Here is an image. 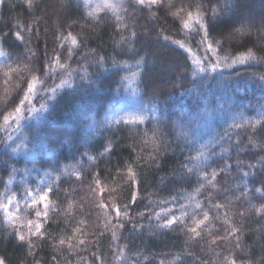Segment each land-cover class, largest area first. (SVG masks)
<instances>
[{
    "label": "snow or ice",
    "instance_id": "6c2138e0",
    "mask_svg": "<svg viewBox=\"0 0 264 264\" xmlns=\"http://www.w3.org/2000/svg\"><path fill=\"white\" fill-rule=\"evenodd\" d=\"M5 2L0 0V7ZM23 3L30 13L40 7V0H23ZM244 7L245 0H103L96 4L93 0H83V11L73 15V9H79L80 4L61 0L63 12L53 33L54 41L58 43L51 56L47 43L42 54L31 46L40 39L43 16H34L30 22L16 19L7 30H0V58H4L0 60V77L4 90L7 92L11 84L20 89L12 106L0 111V129L4 132L0 144L6 151L9 148L12 153L20 151L15 136L23 134L22 121L28 118L26 113L48 112L49 103L55 101L57 93L66 86L77 96H86L90 91L103 93L105 88L101 77L110 70H114V75L125 72L120 77L119 86L135 85L151 105L142 114L112 121L136 125L134 136L144 147L151 146V150L137 155L135 162L127 163L123 170L117 169L111 184L105 185L99 171L88 174L93 177L90 182H86L79 171L74 178L71 173L64 180L60 175L54 177L58 185H76L85 190L86 195L81 196L84 202L79 204V217L73 214L72 196L78 194L76 187L65 190L67 207L62 208L51 201L58 185L54 190L52 184L41 179L33 189L27 183L26 178L31 172L38 171L35 161L31 169L12 167L3 185L4 192L0 194V241H14L21 249L26 245L31 264H42L43 258L36 259V256L38 245L43 244H49L54 253L43 264H62L58 256L63 257V264H70L64 257L65 252L75 257L76 264H108L100 243L107 237L113 258L111 264H145L147 255L139 247L130 246L131 237L137 233L143 237L145 232L149 236H158L166 230L168 233H183V248L172 261L160 260L159 264L182 262L185 255L193 257L192 264H208V260L199 259L190 250L193 243L202 245L201 251L210 256L212 264H252L251 259L240 257H246L251 250L247 239L255 237L253 243H259L264 249V73L246 74L241 67H264V47L254 50L245 46L244 50L233 51L227 45L234 39L243 40L250 36L253 29L264 40V10L258 15L250 11L248 15L241 13L238 20L230 21L229 18ZM105 10L110 12V17L99 15ZM105 18L110 19L114 34L119 36L116 45L127 44V51L136 57L134 64L117 61L114 56L87 48L90 35L84 25L75 32L74 25L81 19H88L87 27L96 31ZM169 18L173 24H178L175 35L169 31ZM221 24H226L225 28L221 29ZM141 37L167 41L183 49L188 53L184 65L162 61L160 81L149 85L146 77L156 61H150L147 54L139 55L136 43ZM9 41L24 48L23 55L15 60L4 50ZM82 47L87 51H81ZM76 56L79 59L73 68V57ZM91 65H95V73L89 71ZM213 81L219 82L217 87L223 85L226 89V94L215 104L208 95L211 91L209 84ZM254 88H259L262 95L257 101L259 119L253 120L245 115L244 110H238V102L247 98ZM178 89L182 91L177 95ZM38 95L39 109L34 103ZM186 98L197 104L195 112L181 111V106L191 107ZM176 99H179V105L171 103ZM257 105L249 103L245 107L255 109ZM169 109H175V119ZM213 115L225 117L227 127L224 132L206 142L197 140L201 118ZM146 121L152 124V128L140 131L139 125ZM40 130H33L37 136L31 137L32 140L47 139V136H40ZM43 130L53 131V128ZM196 145V155L189 151L174 166L168 169L162 166L168 153H184ZM113 147L109 140L99 155L110 154ZM144 147L140 148L141 153H144ZM241 156L246 158L241 159ZM88 159L95 161L96 157L89 156ZM52 167L54 170L57 166ZM153 169L157 174L165 172L159 176V182L169 191L168 198H160L151 192L147 197L142 196L144 177ZM17 175L24 184L22 196L9 187ZM44 175L50 176L51 173L45 172ZM193 177L197 187L188 193L185 185L191 187ZM177 186V194L171 195ZM122 192L128 195L122 196ZM201 196L203 199H198ZM21 200L25 209L32 210L34 217L21 215ZM180 200L188 203H180ZM69 216L76 219L75 225L71 224ZM54 217H63V220ZM92 217L95 219L90 225ZM254 217L259 218L257 226L250 228L248 224ZM48 221L63 222L67 227L60 229L57 236L45 227ZM217 224L220 225L218 228ZM222 250L227 254H222ZM82 252L88 255H81ZM129 253H134V257ZM0 264H7L5 257L0 256Z\"/></svg>",
    "mask_w": 264,
    "mask_h": 264
},
{
    "label": "trees",
    "instance_id": "16d2710c",
    "mask_svg": "<svg viewBox=\"0 0 264 264\" xmlns=\"http://www.w3.org/2000/svg\"><path fill=\"white\" fill-rule=\"evenodd\" d=\"M73 4H80L79 9H73V15H78L83 11V0H73ZM261 10H264V0H245V7L239 9L238 12L229 19L234 22L240 18L241 13L248 15L250 11L252 14L258 15ZM62 12L61 0H40V7L37 8L34 13H30V10H28L27 6L23 3V0H6L5 4L0 7V30H7L8 26L16 19L30 22L34 16H43L44 19L40 24V39L39 41H34L31 46L37 49L38 53L42 54L45 51V43H47L48 55L51 56L53 47L58 43V41H54L53 33L56 31ZM99 15L101 17H110L111 14L109 11H102ZM140 22L143 23V19H141ZM88 23V19H81L79 24L74 25L75 32H79L80 26L84 25L86 31L89 33L90 38L86 42L87 48H95L105 56H114L117 61L135 62L136 57L133 53L127 51V44L120 46L116 45L119 36L114 34L110 19H103L101 27L96 31L89 29L87 27ZM169 25V31L175 35L178 24H173L169 18ZM225 26L226 24H221L220 28L223 29ZM92 27L95 28V25L93 24ZM45 30L47 31L45 32ZM176 38L181 37L176 36ZM227 46L231 47L233 51L237 49L244 50L245 46L256 50L260 47H264V40H262L257 31L253 29L250 36L243 40L234 39L231 44ZM136 47L140 49L139 55L147 54L150 61H156L155 67L149 73L148 77H146L149 85L160 81L161 74L159 73V69L162 61L174 62L177 66H183L188 56V53L183 49H179L178 46L163 40L156 41L151 37L147 39L141 37L136 43ZM87 48L82 47L81 51H87ZM4 50L11 54L13 60H15L17 56H22L24 53L23 46L16 47L11 41L4 45ZM77 59H79V56L73 57V68L76 67L75 61ZM89 71L95 73V65H91ZM241 71H245L246 74L251 72L264 73V67H241ZM113 72L114 70H110L101 77L103 81L102 86L105 88L103 93L90 91L86 96H77L73 94L71 88L66 86L57 93V99L49 103L48 112H39L36 114L26 113L28 118L22 121L23 134L17 133L15 136L16 145L19 146L20 151L18 153H12L10 148L6 151L5 147L0 144V194L4 192L3 185L8 180L12 167L18 169H23L25 167L30 168L32 162L35 161L38 170L50 172L54 176L60 175L61 180L66 179L69 173L73 174L74 178V174L79 171L85 177L86 182H90L93 179L91 175H88L90 172L99 171L101 173L100 179L104 181L105 185H109L113 182L117 169L123 170L127 163L135 162L137 155H143L151 150V146L144 147L140 144V139L134 136L136 125H127L124 123L106 125L104 122L106 114L119 104V101L126 94L128 88V86H119L120 77L126 73L120 72L119 75H114ZM218 83V81H213L209 84L211 91L208 95L213 104H215L221 96L226 94V89L223 85L217 87ZM4 88L2 77H0V111L4 110L6 106L10 108L20 91L14 84L8 87L7 92H5ZM144 91L147 92L148 89L145 88ZM180 91H182V89L176 90L177 95ZM261 95L262 91L259 88H254V91L250 93L247 98H244L242 102H238V110H244L245 115L250 119H259L257 101ZM140 97L144 105L148 107L151 106L146 95L140 92ZM72 99L76 101L72 103ZM34 103L39 109V95ZM171 103L179 105V99ZM186 103L190 104L191 107L184 108L181 106V111L195 112L197 104L194 103L192 99L188 98H186ZM249 103L257 105V107L255 109L246 108L245 106ZM85 108L87 109L85 110ZM169 111L174 113L172 118L175 119L177 115L175 109H169ZM89 114H91V116H89ZM203 123L204 118L202 117L200 120V129L204 126L208 130L206 133H203L200 132L199 129L196 139L201 140V142H206L217 133H223L227 127L224 116H214L212 121L207 122L208 124L202 125ZM48 127H52L53 131L43 130ZM37 128H41L39 133L40 136H47V139H42L40 141L31 139V137L37 136V132L33 131ZM151 128L152 124L147 121L145 124L139 125L140 131ZM165 131H168V129L165 128ZM24 136L29 137V139L24 140ZM3 139L4 132L0 129V141ZM169 139L172 140L173 137L170 135ZM109 140L114 144L113 150L110 154L101 157L99 153L104 151V147ZM57 145L62 146L58 147ZM173 145H175V141H173ZM141 147H144V153L140 152ZM196 147H198V145L186 150L184 153L177 152L174 155L168 153L165 162H162V166L165 167V169L174 166L176 163H179L183 159V156L187 155L189 151L192 155H196ZM85 153L87 155H84ZM89 156L96 157V160L90 161L88 159ZM245 158L246 157L241 156V159ZM233 159H235V154L233 155ZM52 166L57 167L53 170ZM164 174L165 172L157 174L154 169L149 170L144 177L142 196L147 197V194L151 192L158 195L160 198H168L170 195L169 191L165 190L164 185L159 182V176ZM19 176L20 175H17V177ZM120 182L122 183V181ZM57 185V181L52 183L54 190L57 189ZM73 187H76L78 193H74L72 196V200L74 201L73 214L79 217V204L84 202L81 200V196L86 195L84 189L76 185L59 184L58 191H55V193L51 195V201L59 204L62 208H66L65 190L71 191ZM84 187L85 189L87 188V183ZM185 187L188 193H192L193 189L197 187L195 177H193L191 187H188L187 184ZM177 190L178 186L177 189L172 190L171 195H176ZM127 195V192H122V196ZM198 199H203V197H198ZM145 203H147V199H145ZM180 203H188V201L180 200ZM155 210L159 211L158 208ZM176 210H179V204L176 205ZM188 210L191 212V208ZM85 211H87V208ZM54 219L62 221L63 217H54ZM69 219L72 225L76 224L77 221L72 218V216H69ZM94 219L95 217L90 219V225L91 221ZM258 220V217H254L249 222L248 227L255 228ZM219 226V224L216 225L217 228ZM45 227H48L50 232L59 236V230L65 229L67 226L63 222L53 223L52 221H48L45 223ZM0 236H2V232H0ZM254 239L255 237L247 239V243L251 245V250L246 257L242 256L240 258L251 259L252 264H264V260H262V257H264V249L261 248L259 243L254 244ZM183 241V233H168L165 230L164 233L158 236H149L147 232H145L143 237L138 233L134 234L131 237L132 243L130 246L139 247L140 250L147 255L148 260L145 261V264H159L160 260L172 261L175 255L182 251ZM100 243L101 249L107 257L108 264H111L113 258L109 251L110 245L107 237L102 238ZM201 247L202 245L193 243L190 250L194 251L199 259L208 260V264H212L210 256L201 251ZM37 252L38 255L36 259L43 258L42 264L43 261L49 260L54 254L49 244L38 245ZM222 254L227 253L222 250ZM81 255H88V253L82 252ZM129 255L134 257V253H129ZM0 256L5 257L7 264H31L32 260L31 257L27 256V246L25 245V247L21 249L16 246V242L14 241H0ZM64 257L70 261V264H76V259L72 254L65 252ZM57 258L60 259L63 264V257L58 256ZM192 261L193 257L185 255L183 261H176V264H192Z\"/></svg>",
    "mask_w": 264,
    "mask_h": 264
},
{
    "label": "rangeland",
    "instance_id": "374dc122",
    "mask_svg": "<svg viewBox=\"0 0 264 264\" xmlns=\"http://www.w3.org/2000/svg\"><path fill=\"white\" fill-rule=\"evenodd\" d=\"M103 0H93V4L96 3H102ZM108 11V10H105ZM102 12V11H101ZM4 58H0V60H3ZM134 64V62H129ZM149 107L144 105L141 97L140 92L137 91L136 86H128L126 94L121 98L119 101V104L116 105L114 108H112L105 116L104 122L106 125H112L116 124L112 121L119 120L121 117L127 118L129 116H134L137 114L144 113ZM214 116L221 117L222 115H213L210 118H204V123L202 125L208 124L207 122L212 121ZM208 129L204 126L201 127L200 132L206 133ZM32 166L30 167V169ZM35 168L38 170L37 166L35 165ZM44 171L38 170V171H32L31 174L26 178L27 183L35 189L37 184L39 183V180H44L46 183H54V175L45 176ZM21 177H15L14 183L10 185L9 187L12 189L13 192L18 193L19 195H23L24 190V184L21 182ZM42 207V206H41ZM21 215H32L34 217V214L32 213L31 209H25L24 202L21 200ZM178 212V210H177Z\"/></svg>",
    "mask_w": 264,
    "mask_h": 264
},
{
    "label": "bare ground",
    "instance_id": "6f19581e",
    "mask_svg": "<svg viewBox=\"0 0 264 264\" xmlns=\"http://www.w3.org/2000/svg\"><path fill=\"white\" fill-rule=\"evenodd\" d=\"M75 101H76V100L72 99V103L75 102ZM86 109H87V108H85V110H86Z\"/></svg>",
    "mask_w": 264,
    "mask_h": 264
}]
</instances>
